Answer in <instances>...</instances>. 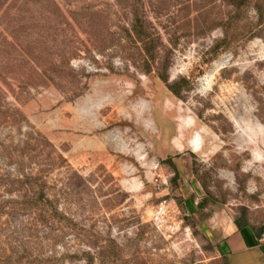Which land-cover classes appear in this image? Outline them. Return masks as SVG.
Masks as SVG:
<instances>
[{"label":"rangeland","instance_id":"1","mask_svg":"<svg viewBox=\"0 0 264 264\" xmlns=\"http://www.w3.org/2000/svg\"><path fill=\"white\" fill-rule=\"evenodd\" d=\"M229 11L224 0H0V143L43 139L25 166L60 155L49 194L93 232L85 256L21 219L44 264H223L222 224L260 226L264 3L224 41ZM136 14L169 54L167 83L127 34ZM11 162L0 149V172Z\"/></svg>","mask_w":264,"mask_h":264},{"label":"trees","instance_id":"2","mask_svg":"<svg viewBox=\"0 0 264 264\" xmlns=\"http://www.w3.org/2000/svg\"><path fill=\"white\" fill-rule=\"evenodd\" d=\"M224 2L230 7V11L219 22L223 32L222 40L225 41L239 26V17L248 6L251 3L262 5L264 0H224ZM147 24L144 15L136 14L132 24V33L127 34L134 40V43L140 44L139 48L146 65L144 71L149 72L153 69L167 83L170 66L169 54L164 51V54L161 53L160 35L151 31ZM174 85L175 83L167 84L168 88L177 95L178 90ZM32 141L41 156L46 142H42L43 139L39 137L26 139L23 146H9L0 143L2 152H5L7 157L12 159L11 164L16 166L14 173L0 172V188H3L0 190V230H2L0 232V264H22L24 261L29 264H44L46 258L42 257V250L37 248L36 242L29 241L31 237L36 238L37 234L33 235L34 231L22 222L23 218H26L27 222L30 220V225L40 228L50 226L52 231L80 241L85 247V250H81L82 254L89 256L92 249V230L79 224L73 215L59 207L58 198L49 194L50 185L47 181V173L54 166L60 165L57 162L60 155H55L49 163L42 158L39 162H33V166H25L24 156L28 155L27 148ZM169 160L170 158L167 157L165 161ZM11 219H19L20 222L12 230L4 231L6 228L2 226L7 227ZM234 223L238 228L250 226L257 231L261 229V226H252L239 219L234 220ZM79 251L75 249L72 255H77Z\"/></svg>","mask_w":264,"mask_h":264},{"label":"crops","instance_id":"3","mask_svg":"<svg viewBox=\"0 0 264 264\" xmlns=\"http://www.w3.org/2000/svg\"><path fill=\"white\" fill-rule=\"evenodd\" d=\"M260 226L257 231L250 226L238 228L231 220L222 224L219 251L223 264H264V220Z\"/></svg>","mask_w":264,"mask_h":264}]
</instances>
